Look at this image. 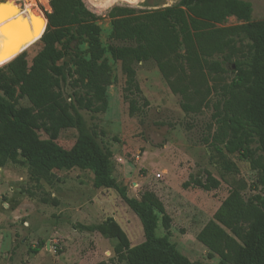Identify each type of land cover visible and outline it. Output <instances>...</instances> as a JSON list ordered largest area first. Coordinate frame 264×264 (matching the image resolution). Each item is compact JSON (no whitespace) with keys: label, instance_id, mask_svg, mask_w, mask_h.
Returning <instances> with one entry per match:
<instances>
[{"label":"trees","instance_id":"obj_1","mask_svg":"<svg viewBox=\"0 0 264 264\" xmlns=\"http://www.w3.org/2000/svg\"><path fill=\"white\" fill-rule=\"evenodd\" d=\"M48 4L46 27L38 11L36 35L43 47L32 57L33 64L25 67L23 51L0 66V166L20 155L38 170H89L92 185L116 190L142 225L144 239L133 246L113 218L96 226L102 235L117 240L113 251L120 261L203 264L190 261L170 241V217L154 194L129 196L116 183L108 167L110 150L96 142L79 112L104 111L107 86L115 81L97 16L82 0H48ZM251 14L252 5L246 0H179L150 10L113 6L106 14L110 38L125 43L107 49L112 60L120 62L125 88L131 92H140L134 64L153 59L188 112L204 104L213 91L206 75L224 73L225 63L234 66L233 77L216 91L212 103L210 144L218 153L238 152L248 159L262 192L245 198L238 188H231L197 233L208 257L218 255L217 264H264V20L252 21ZM230 16L241 23L218 26ZM232 56L235 59L229 62ZM21 99L28 104H21ZM136 109L130 99L129 112ZM69 127L77 130L73 150L57 142L60 130ZM224 166L228 168L229 162L224 160ZM192 179L205 190L218 185L207 170ZM159 221L161 236L156 234Z\"/></svg>","mask_w":264,"mask_h":264},{"label":"rangeland","instance_id":"obj_2","mask_svg":"<svg viewBox=\"0 0 264 264\" xmlns=\"http://www.w3.org/2000/svg\"><path fill=\"white\" fill-rule=\"evenodd\" d=\"M14 1L24 27L22 37L28 43L23 55L28 68L43 47L36 35L38 11L45 17L50 7L48 0ZM82 1L97 16L100 41L115 76L106 89L104 111L79 110L87 130L103 149L110 150L109 172L127 195L152 193L161 202L170 217V241L177 250L192 262L217 264L218 255L208 257L209 250L196 238L197 233L231 188H238L245 198L262 192L257 171L248 159L238 152L218 153L210 144L212 103L216 91L233 77L234 66L225 63L224 73L206 75L213 91L204 104L188 112L182 109L181 96L171 90L153 59L134 64L140 92H131L125 88L126 75L120 62H114L107 49L125 44L110 38L107 12L113 6L157 9L179 0H104V5L102 0ZM246 1L252 5L251 20H264V0ZM239 23L230 16L218 26ZM234 59L232 56L229 62ZM130 99L137 106L133 113L129 112ZM20 103L28 104L26 99ZM76 140L74 127L61 129L57 137L58 144L67 150H73ZM224 160L229 162L228 168ZM204 170L218 180L216 188L205 190L193 184L192 178ZM92 177L91 171L76 167L38 170L20 155L7 159L0 166V264H124L113 251L117 240L102 235L96 226L113 218L133 246L144 239L142 225L116 190L95 188ZM163 232L159 221L156 234Z\"/></svg>","mask_w":264,"mask_h":264},{"label":"bare ground","instance_id":"obj_3","mask_svg":"<svg viewBox=\"0 0 264 264\" xmlns=\"http://www.w3.org/2000/svg\"><path fill=\"white\" fill-rule=\"evenodd\" d=\"M14 2V0L0 2V66L25 51L28 46V43L22 37L24 27L17 17L19 11ZM100 2L101 5H104V0ZM91 4L98 6V2H92Z\"/></svg>","mask_w":264,"mask_h":264},{"label":"water","instance_id":"obj_4","mask_svg":"<svg viewBox=\"0 0 264 264\" xmlns=\"http://www.w3.org/2000/svg\"><path fill=\"white\" fill-rule=\"evenodd\" d=\"M43 17H44V15H43ZM44 18H45V21H46V22H45V27H46L47 19H46V17H44ZM45 27H44V30H45ZM44 30H43V32H44ZM43 32H42V33H43ZM41 35H42V34H41ZM41 35H40V36H41Z\"/></svg>","mask_w":264,"mask_h":264},{"label":"built area","instance_id":"obj_5","mask_svg":"<svg viewBox=\"0 0 264 264\" xmlns=\"http://www.w3.org/2000/svg\"><path fill=\"white\" fill-rule=\"evenodd\" d=\"M157 176H159V174H157Z\"/></svg>","mask_w":264,"mask_h":264}]
</instances>
